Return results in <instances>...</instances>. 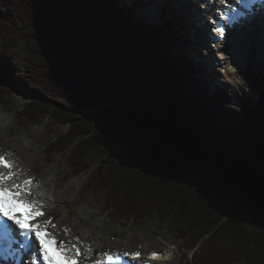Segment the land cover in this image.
<instances>
[{
    "label": "trees",
    "instance_id": "trees-1",
    "mask_svg": "<svg viewBox=\"0 0 264 264\" xmlns=\"http://www.w3.org/2000/svg\"><path fill=\"white\" fill-rule=\"evenodd\" d=\"M133 12L120 0H0V105L14 88L29 97L19 127L68 125L47 154L69 152L77 174L127 145L88 181L112 220L167 221L192 264H264V93L237 92L243 107H230L197 77L178 32Z\"/></svg>",
    "mask_w": 264,
    "mask_h": 264
},
{
    "label": "rangeland",
    "instance_id": "rangeland-1",
    "mask_svg": "<svg viewBox=\"0 0 264 264\" xmlns=\"http://www.w3.org/2000/svg\"><path fill=\"white\" fill-rule=\"evenodd\" d=\"M174 2L176 3L178 0ZM124 4L130 6L131 3L125 0ZM133 5L135 6L134 16L137 23L143 24L150 30L157 29L162 25V22L158 18V15H161V12L158 14L153 13L151 16L145 17L143 16V9L145 7H141V2ZM194 9L193 5H190V10L194 11ZM186 12V10H182L176 14L177 8L172 7V15L176 14V16L171 20L168 16L166 19L170 21L167 23L170 25L173 32H178L176 36H180L182 38V42L184 44L182 48L185 51V58L194 65L193 69L202 73L204 81L208 85L209 91L217 92L218 89H222V92H224V88L227 91L225 92L227 94L225 96V100L232 108L238 110L239 108L237 105L239 104L237 103V98L235 96V92L237 90H243L246 97L250 98L253 102H256L257 97L255 91L257 86L253 82L251 75L247 74L251 73L257 79L264 76L263 44L254 47L252 50V56L249 62L250 71L243 70L241 65L237 62V65L234 66L236 74L230 75V77L226 79L224 78V74L216 69L215 73L213 72L216 74V79H214L211 76L212 70L207 68V65H204L205 55L207 53L206 48L209 43V40L205 38V31L202 27L206 21L203 20L195 25L198 18L193 16L194 13L190 17V15ZM19 47L18 49L20 50L21 47ZM200 55H202V61ZM210 58L211 60L215 59V55L212 53ZM196 59L200 61V63L197 62ZM16 61L20 64L19 71L24 72L25 61L23 55H18V57H16ZM201 62H203L202 65ZM223 66L227 65L224 64ZM230 67L231 65L229 68ZM222 85H224L223 88L218 87ZM9 95L10 96L6 99V102H8L9 105H3L4 107L0 105V118H4V120L0 122L5 121L7 123L6 125H0V152H4L5 154L7 153V155L10 153L9 155L13 158H15V156L19 153H23V160L19 161L20 165L22 164L20 166L21 173L23 174L25 172L22 176H26V172H34L33 177L35 178V174H37L36 172H39L45 177L48 175V177L51 178V175L55 173L57 176V191L60 193H64L67 189L68 183H73L71 189L72 191L69 192L68 197L70 200L75 198L76 202L70 206L72 211L69 214L70 217H68L69 225L72 224L77 216L80 215L78 212L80 208H90L93 215L88 219L87 225H94L95 223L98 224L97 229L94 232L90 231L92 233L90 234L91 236L94 235L96 239L101 237V243H103L102 245L105 244V246L108 247V251H113L112 249H117V247H119L117 251L126 249L129 252H141L143 248H147L150 245L148 250H146L148 252L158 251L164 253L162 248H166L170 251V258H172V260L169 264L193 263L192 251H187L184 248L183 241L177 240L171 235V227L167 221L160 223L155 217H151L143 225H136L124 220H111L112 216L110 213L103 212V208L105 206V192L99 187H88L91 172L98 166L104 165L105 167H108L109 165H114L116 162H119L120 159H126L128 153L126 144L115 145L108 148L104 152H98L96 156L88 161L89 168L84 173L77 174L75 170H72L68 166L67 155L69 152L67 154H47L49 145L60 134L67 132L69 129L68 125L53 124L52 120L47 118L39 124L24 122V125L26 126L22 129L18 126L20 121L18 115L28 104L29 97L22 91L14 88H10ZM19 150L22 151L20 152ZM15 163H17L16 166H18V162L16 160ZM34 167H37L38 169H35ZM76 179L79 181H76ZM37 181L41 182V179H38ZM45 181H49V178H46ZM65 203L67 206V202H64L63 204ZM60 207H62V204H60ZM67 216L68 209H65L62 214L57 212V214L50 217L52 220L57 221L61 217ZM64 229H66V227L62 228L61 232H65ZM50 231L53 235H57L58 233L60 234V232H53V228L50 229ZM87 236L89 235L87 234ZM94 243H97V245L100 244H98L97 240H95ZM148 252H145V254Z\"/></svg>",
    "mask_w": 264,
    "mask_h": 264
},
{
    "label": "snow or ice",
    "instance_id": "snow-or-ice-1",
    "mask_svg": "<svg viewBox=\"0 0 264 264\" xmlns=\"http://www.w3.org/2000/svg\"><path fill=\"white\" fill-rule=\"evenodd\" d=\"M237 4L242 7L238 8L230 19L235 20L238 16L248 15L252 6L264 5V0H237ZM216 31L223 34L224 29L219 28ZM12 167V163L6 160L4 155H0V169L7 170L0 171V264H21L22 254L30 255V264H37V261H42L43 264H57L56 257H59L63 264H79L82 255L81 248L78 247L79 238H76L77 243L71 244L70 247L68 242L55 239L49 232V228L56 227L52 223V218L39 222V218L44 217L45 212L30 188L26 187L33 183L32 178L25 179L23 183H9L16 175ZM12 225L19 231L13 229ZM64 231L67 233L68 229ZM33 236L34 240L30 238ZM103 255L105 260L96 259L93 264H112L113 255L110 253ZM121 255L136 260L140 253L125 252ZM156 255L151 254L152 258ZM116 259L119 260L120 255H117Z\"/></svg>",
    "mask_w": 264,
    "mask_h": 264
},
{
    "label": "bare ground",
    "instance_id": "bare-ground-1",
    "mask_svg": "<svg viewBox=\"0 0 264 264\" xmlns=\"http://www.w3.org/2000/svg\"><path fill=\"white\" fill-rule=\"evenodd\" d=\"M176 0H171V4L173 7L177 8V13L181 12L182 10H186L188 14L191 15V13H189L188 8L190 5H193V8H195L194 10V14L193 16L198 18V21L195 23V25H197L199 22L201 21H206L203 24V29L205 31V38L209 40V38H207L206 32L207 34L209 33V37L210 36V32L208 30V24L211 25L212 24V17L213 15H215V11L216 9L220 6V2L217 0L214 4H212L210 1L212 0H191L190 3H182L178 0V2H174ZM224 1H230V0H224ZM180 3V4H179ZM185 6V7H184ZM175 14V15H176ZM174 15V16H175ZM148 16H151V14H149ZM192 16V15H191ZM190 16V17H191ZM209 19V22L207 21ZM264 25V23H263ZM201 26V25H200ZM210 29V28H209ZM262 31L264 32V27L261 26ZM261 40L264 41V38L261 37H254V39H251L250 41L240 45V47L235 46L236 52H234L235 54H233L234 56L229 57L230 63L232 60L235 59V57L239 54V56L242 57V60L244 63L248 64L249 60L251 59V54H252V50L254 47H257L258 45L262 44ZM259 43V44H258ZM209 45H207V48H209V46L214 47V45L211 43H208ZM263 46H264V42H263ZM206 48V49H207ZM264 49V47H262ZM260 51V50H259ZM208 53V52H207ZM206 53V54H207ZM211 56V54H210ZM217 57V56H216ZM215 57V58H216ZM220 60L224 59V54L219 53L218 57ZM205 64V63H204ZM229 64V63H228ZM209 66H212V68H216V64L215 62L209 63ZM207 68H209L208 66H206ZM231 71H228V74H231ZM232 75V74H231ZM212 78L216 79V74L212 73L211 74ZM213 81V79H212ZM223 88V85L221 86ZM225 89L223 88V91ZM4 120V118H0V121ZM20 152L22 150H19ZM0 155H6L4 152H0ZM28 155V154H27ZM11 157V156H10ZM10 160V162L12 163L13 167H12V171H14L16 173V175L13 177V182H19V183H23V181L27 178L33 177L34 176V172H26V176H22L24 175L21 173L20 171V162L23 160V153H19L18 155L15 156V158L12 157V159L8 158ZM15 160L18 162V166H16ZM31 168V167H30ZM35 169L37 167H34ZM33 168V169H34ZM38 169V168H37ZM2 171V170H0ZM37 174H35V186H34V191L32 192L33 195H37L39 197V200H37L39 202L40 205H43L46 208V216L44 219H41L40 221L43 222L44 220H47L50 216H53L55 214H57V212H60L61 214L64 212L65 209H68V216L67 217H61L59 220L54 221L52 220V223L55 224V228L53 232H60V234L58 233L57 235H53L52 232L50 231L49 228V232L55 236L57 239H59V241H65L68 242V246L70 247L71 244H74L76 241V238L80 237L83 240H85L87 242V247L92 248V252L90 253V255L93 257V259H98L99 256H101V254L103 255V253H107V252H112V251H108V247L104 245H102L103 243H101V237L97 238L92 235L91 236V232L90 231H95L97 229V223H95L94 225H87L88 223V219L92 217L93 212L90 210V208H80L78 210V212L80 213L79 216H77L74 221L72 222V224L69 225V219L68 217H70V212L72 211V209H70V206L76 202V199L73 198L72 200H70L69 196V192L72 191V184L73 183H68L67 184V189L64 191V193H60L57 191V181H56V174L53 173V175H51V178L48 177V175L45 177L44 175H42L39 172H36ZM46 178H49V181H45ZM41 179V182H38L37 180ZM76 181H79L78 179H76ZM47 190V191H46ZM64 202H67V206L66 203L63 204ZM57 204V206H56ZM60 204H62V207H60ZM69 225V226H68ZM68 229V232H61L62 228ZM89 236H87V234ZM91 233V234H90ZM68 235V239L65 238V236ZM86 238V239H85ZM82 239H79L80 241H82ZM97 240V243L95 244L94 241ZM150 247V245L147 248H143L142 251L140 253L145 254V252H148L146 250H148V248ZM119 247H117L118 249ZM117 249H112L113 251H117ZM151 251V250H150ZM122 252H128V250H122ZM152 253V252H151ZM167 264V263H166Z\"/></svg>",
    "mask_w": 264,
    "mask_h": 264
},
{
    "label": "water",
    "instance_id": "water-1",
    "mask_svg": "<svg viewBox=\"0 0 264 264\" xmlns=\"http://www.w3.org/2000/svg\"><path fill=\"white\" fill-rule=\"evenodd\" d=\"M128 148V147H127Z\"/></svg>",
    "mask_w": 264,
    "mask_h": 264
}]
</instances>
